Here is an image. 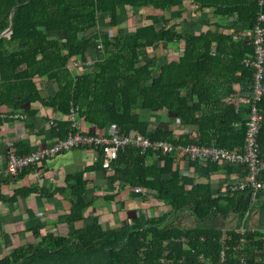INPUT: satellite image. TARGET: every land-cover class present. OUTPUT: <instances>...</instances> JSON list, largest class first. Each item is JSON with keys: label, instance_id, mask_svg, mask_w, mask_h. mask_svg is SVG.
Listing matches in <instances>:
<instances>
[{"label": "trees", "instance_id": "obj_1", "mask_svg": "<svg viewBox=\"0 0 264 264\" xmlns=\"http://www.w3.org/2000/svg\"><path fill=\"white\" fill-rule=\"evenodd\" d=\"M186 2L193 7L190 19L183 18ZM176 8L180 21L163 16ZM206 10L231 24L216 22L215 30L196 32L198 25L211 26L197 18ZM129 14L135 32L121 34L120 25L131 19ZM261 14L264 6L258 0H0V36L12 28L10 37L0 38V109L40 103L68 116L76 110V121L96 136L114 127L120 135L136 131L174 145L241 150L248 108L237 100L252 91L254 69L246 60L254 56L252 33ZM106 17L111 32L102 29ZM169 48L179 56L171 58L165 53ZM72 61H80L85 71H71ZM39 79L53 81L55 95L44 98ZM258 107L263 117L259 157L264 163V96ZM164 111L195 131L177 133L158 120L152 127L151 114ZM72 125L57 124L59 139L76 131ZM97 149L94 166L67 177L75 183L76 201L60 222L74 227L85 220L92 202L85 199L84 176L96 170L110 173L107 179L119 184V193H153L166 211L159 216L135 214L117 229L93 221L67 236L44 232L41 226L32 230L34 244L14 248L0 264H241L243 258L262 264L264 232H241L253 209L252 195L246 190L222 196L212 187L213 175L229 177L234 166L188 161L193 173L183 175L175 169V154L155 159L152 150L126 147L104 169L105 152ZM104 198L116 201L113 195ZM216 215H235L236 227L199 225ZM187 216L196 224H184Z\"/></svg>", "mask_w": 264, "mask_h": 264}, {"label": "crops", "instance_id": "obj_2", "mask_svg": "<svg viewBox=\"0 0 264 264\" xmlns=\"http://www.w3.org/2000/svg\"><path fill=\"white\" fill-rule=\"evenodd\" d=\"M184 8L186 10L183 18L188 17L190 19L193 7L189 2H186ZM179 12L180 10L176 8L166 13L163 12V16L165 14L168 19L180 21L178 18ZM131 17H133V14L129 16V18ZM137 18H139V15H137ZM197 18L200 19V22L205 20L210 22L211 26L198 25L195 28L196 32H204L208 29L215 30L214 24L216 22L221 26L231 24L228 19L215 17L211 10L202 12ZM133 23L132 18L128 20L129 25ZM237 29L241 31L242 26H238ZM165 53L170 55L171 58L179 56V53H173L172 48L166 50ZM92 63V61H89L86 64L85 69L87 71H89L88 68L90 65L92 66ZM69 69L76 73L85 71L80 61H72L69 64ZM37 83L44 98L55 95L57 85L53 81L39 79ZM245 99L246 97H239L237 103L240 106L245 105ZM0 111V176L3 183L0 188V259L8 256L14 248L26 246L29 243L34 244L35 239L32 230L41 226H43L44 232H54L55 234L67 236L73 229L84 228L93 221H98L104 229H117L127 220L131 222L130 218L135 214L137 216L143 215V217L147 214L154 216L163 214L158 213L156 207H161L166 211V208L155 199L153 193H137L135 191H130L128 194L125 192L119 193V184H111L107 179L110 173L105 175L102 170H96L90 171L84 176V180L88 182L85 199L92 202V205L84 211L85 220L76 223L74 227L60 222L59 218L61 216L70 213L71 201H76V197L72 195L75 183L73 181L68 182L67 177L94 166L99 158L98 149L74 148L44 161L38 167L26 168L25 173L22 172L15 177H10L6 174L7 160L10 153L25 155L49 146L57 140H62L59 139L56 132V128L58 129L57 124L63 122L73 123V120L71 114L69 116L64 115L56 108L47 107L40 103L27 104L19 110L2 107ZM151 116V125L154 128L160 121L163 124L160 123L159 125H166V128L176 130L177 133L195 131L194 128L183 126L181 121L174 122L166 111L152 113ZM78 125L89 131V126L83 123H78ZM112 132H118V130L109 127L105 131L106 134ZM140 151L144 153L142 150ZM157 157L158 155L155 154V159ZM176 157L175 169L183 175L191 176L193 169L190 167L188 160L179 155H176ZM240 171L241 168H233V172L229 177L213 175L211 178L213 189L218 194L226 196L230 186L241 179L242 173ZM28 189L34 191L29 195L16 194L19 191ZM111 195L116 196L115 203L104 198ZM252 206L251 215L248 216L241 230L255 229L264 232V191L256 197L255 201L252 202ZM193 223L196 224L194 221ZM199 225L232 230L237 225V217L231 215L228 218H223L216 215Z\"/></svg>", "mask_w": 264, "mask_h": 264}, {"label": "built area", "instance_id": "obj_3", "mask_svg": "<svg viewBox=\"0 0 264 264\" xmlns=\"http://www.w3.org/2000/svg\"><path fill=\"white\" fill-rule=\"evenodd\" d=\"M260 7L264 6V0H258ZM264 15L261 14L258 24L252 33V44L254 56L246 60L247 65L254 69V82L252 91L245 99V106L248 108L246 117V136L243 149L227 151L218 147H199L197 145H174L168 141H152L138 132L132 131L127 135H120L112 132L106 135L96 136L90 131L82 129L76 121V110L71 111L73 127L75 132L70 133L65 139L57 140L55 143L38 149L25 155L10 153L7 160L6 174L15 177L26 168H35L44 161L54 158L59 154L80 147H101L104 149V168H109L110 162L118 155L119 150L126 147H133L143 152L152 150L155 154H176L186 158L189 162H220L221 164L232 165L234 168H241L242 177L236 184L230 186V192L248 190L252 195V202L255 201L258 192L264 189V182L261 180L264 163L260 160L258 138L262 127V114L258 107L264 96ZM3 186L0 176V188ZM142 192L145 191H135ZM243 233L244 231L241 230ZM225 253L221 252V260H224ZM264 264V235L262 238V258ZM241 264H248L242 259Z\"/></svg>", "mask_w": 264, "mask_h": 264}, {"label": "rangeland", "instance_id": "obj_4", "mask_svg": "<svg viewBox=\"0 0 264 264\" xmlns=\"http://www.w3.org/2000/svg\"><path fill=\"white\" fill-rule=\"evenodd\" d=\"M131 15V14H130ZM109 17H106L105 19H104V27H102V29L104 30V31H107V32H111V30H110V27H109ZM133 26H135V23H133L132 25H129L128 24V21H123L122 23H121V25H120V32H121V34H127L128 32L129 33H134L135 32V27H133ZM133 28V29H132ZM93 32H95V31H93ZM152 52V51H151ZM150 52V53H151ZM156 52H157V54H159V48L156 50ZM151 56H152V54H150ZM92 60V58L90 59V61ZM92 66L90 65L89 66V70L90 69H92L91 68ZM157 208V211H158V213H164L165 212V209H162L161 207L159 208V207H156ZM148 215V214H147ZM177 220H174V222H176ZM184 222V224H186V225H189V226H192L194 223H193V219L192 218H190L189 216H187L186 217V219L183 221Z\"/></svg>", "mask_w": 264, "mask_h": 264}, {"label": "water", "instance_id": "obj_5", "mask_svg": "<svg viewBox=\"0 0 264 264\" xmlns=\"http://www.w3.org/2000/svg\"><path fill=\"white\" fill-rule=\"evenodd\" d=\"M16 9H14L13 13H15ZM12 35V28H10L8 31H6L5 33H3L0 38L2 37H10Z\"/></svg>", "mask_w": 264, "mask_h": 264}]
</instances>
